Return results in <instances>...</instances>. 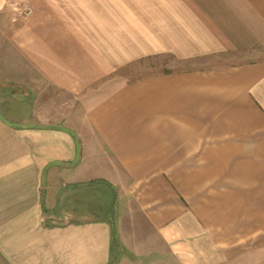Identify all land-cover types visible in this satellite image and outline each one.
I'll return each mask as SVG.
<instances>
[{
  "label": "crops",
  "instance_id": "obj_1",
  "mask_svg": "<svg viewBox=\"0 0 264 264\" xmlns=\"http://www.w3.org/2000/svg\"><path fill=\"white\" fill-rule=\"evenodd\" d=\"M0 264H264V0H0Z\"/></svg>",
  "mask_w": 264,
  "mask_h": 264
},
{
  "label": "rangeland",
  "instance_id": "obj_2",
  "mask_svg": "<svg viewBox=\"0 0 264 264\" xmlns=\"http://www.w3.org/2000/svg\"><path fill=\"white\" fill-rule=\"evenodd\" d=\"M217 62H205L206 64L218 65L224 63V60L219 58ZM201 62H182L176 61L170 56H159L145 61L132 62L126 68L120 69L119 77L124 76L128 80H136L152 74H159L172 71H182L191 69V67L200 64Z\"/></svg>",
  "mask_w": 264,
  "mask_h": 264
}]
</instances>
